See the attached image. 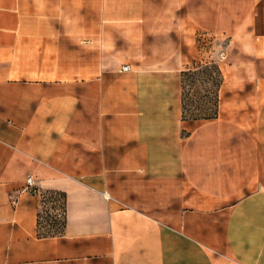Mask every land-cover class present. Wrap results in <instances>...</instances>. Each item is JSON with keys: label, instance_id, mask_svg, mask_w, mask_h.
<instances>
[{"label": "crops", "instance_id": "1", "mask_svg": "<svg viewBox=\"0 0 264 264\" xmlns=\"http://www.w3.org/2000/svg\"><path fill=\"white\" fill-rule=\"evenodd\" d=\"M227 1L0 0V264H264V0ZM200 30L228 68L184 119Z\"/></svg>", "mask_w": 264, "mask_h": 264}, {"label": "trees", "instance_id": "2", "mask_svg": "<svg viewBox=\"0 0 264 264\" xmlns=\"http://www.w3.org/2000/svg\"><path fill=\"white\" fill-rule=\"evenodd\" d=\"M182 81V112L184 119L212 118L218 115L219 90L224 81V74L216 61L197 63L187 67L181 72ZM188 83L190 87L187 88ZM206 87V88H205ZM204 88V92L202 89ZM59 194L64 198L63 209L66 212V193L63 191H47ZM44 198L42 203H44ZM41 212V211H40ZM66 218V216H65ZM64 218V225H65ZM41 220L38 233L41 236L55 235L57 233L41 232ZM63 225V227H64ZM61 233V232H60ZM59 234V233H58Z\"/></svg>", "mask_w": 264, "mask_h": 264}, {"label": "rangeland", "instance_id": "3", "mask_svg": "<svg viewBox=\"0 0 264 264\" xmlns=\"http://www.w3.org/2000/svg\"><path fill=\"white\" fill-rule=\"evenodd\" d=\"M234 0L230 1L232 3ZM226 2H228L226 0ZM236 15L234 16V23L239 24L246 13L247 1L243 0L244 7L241 0H237ZM228 38L218 37L216 33L200 30L197 33V63H206L210 61H216V59L223 58L224 47L227 44ZM222 68H228L227 62H218ZM191 63L190 66H192ZM48 66V65H45ZM227 69L224 70L226 73ZM188 83V87H190ZM206 88V87H205ZM202 89V88H201ZM204 92V88L202 89ZM44 203L40 212L41 217V232L43 233H60L63 230L64 225V198L61 195L52 194L50 192L44 193Z\"/></svg>", "mask_w": 264, "mask_h": 264}, {"label": "built area", "instance_id": "4", "mask_svg": "<svg viewBox=\"0 0 264 264\" xmlns=\"http://www.w3.org/2000/svg\"><path fill=\"white\" fill-rule=\"evenodd\" d=\"M129 65H124V69H128ZM34 177L33 176H28L27 178V188L28 190H34ZM107 197H110L109 194H106Z\"/></svg>", "mask_w": 264, "mask_h": 264}]
</instances>
